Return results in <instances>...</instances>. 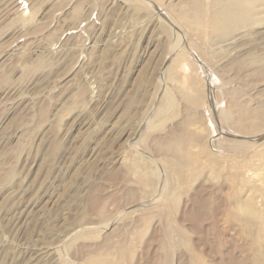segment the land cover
I'll return each instance as SVG.
<instances>
[{
    "label": "rangeland",
    "instance_id": "1",
    "mask_svg": "<svg viewBox=\"0 0 264 264\" xmlns=\"http://www.w3.org/2000/svg\"><path fill=\"white\" fill-rule=\"evenodd\" d=\"M213 1L0 0V264H264V0Z\"/></svg>",
    "mask_w": 264,
    "mask_h": 264
},
{
    "label": "bare ground",
    "instance_id": "2",
    "mask_svg": "<svg viewBox=\"0 0 264 264\" xmlns=\"http://www.w3.org/2000/svg\"><path fill=\"white\" fill-rule=\"evenodd\" d=\"M205 5V4H204ZM191 6H192V4H191ZM254 6L250 3V2H248V0H214L213 1V3L211 4V9H212V19H213V23H214V26H213V24H212V26L214 27V31L216 30V32H217V30H221L222 28H224L226 25H230V24H234V25H240L241 23L243 24V23H246V22H248L249 20L251 21V18L252 17H254V15H257L258 14V12H257V14H255V8H253ZM256 7V6H255ZM259 6H257L256 8H258ZM205 8H207V7H205ZM147 9V8H146ZM183 9H185V8H183ZM192 9H195V8H192ZM171 10V9H170ZM185 11H187V10H185ZM185 11H183V12H185ZM197 11V10H196ZM195 11V12H196ZM164 12V11H163ZM187 12H189V11H187ZM200 12V11H199ZM180 13V12H179ZM196 13H198V12H196ZM264 13V12H263ZM189 14V13H188ZM190 14H192V13H190ZM189 14V15H190ZM181 15V14H180ZM211 15V14H210ZM182 16V15H181ZM174 17V16H173ZM189 18V17H188ZM196 18V17H195ZM203 18V17H202ZM190 20H191V18H189ZM197 19V18H196ZM207 19V18H206ZM258 19H259V17H258ZM173 20H176V19H173ZM197 20H199V19H197ZM193 21V20H192ZM176 23V22H175ZM197 23V22H196ZM198 24V23H197ZM254 24V23H253ZM178 25V24H177ZM199 25H200V23H199ZM231 26L232 25H230V28H231ZM254 26V25H253ZM195 28V27H194ZM198 28H199V26H198ZM226 28V27H225ZM244 28V27H243ZM206 29V28H205ZM228 29V28H227ZM212 30V31H213ZM196 31V30H195ZM238 31V30H237ZM218 33V32H217ZM201 34V33H200ZM209 35V34H208ZM222 35V34H221ZM229 35V34H228ZM233 37V36H232ZM211 38V37H210ZM231 39V38H230ZM211 41V40H210ZM224 41H225V39H224ZM220 43V42H219ZM213 48V47H212ZM223 50V49H222ZM248 105V104H247ZM239 109V108H238ZM237 109V110H238ZM244 109V108H243ZM240 110V109H239ZM243 111V110H242ZM246 111V110H245ZM240 112V111H239ZM195 114V113H194ZM199 114V113H198ZM239 115V114H238ZM242 115V114H241ZM196 116V115H195ZM199 116V115H198ZM241 117V116H240ZM248 117V116H247ZM193 119V118H192ZM198 119V118H197ZM187 120V119H186ZM194 120H196V119H194ZM241 120H244V119H240V121ZM198 121V120H197ZM247 121V120H246ZM179 123V122H178ZM181 123V122H180ZM179 123V124H180ZM188 123H190V122H188ZM192 123V122H191ZM237 123H238V120H237ZM242 124H243V122H241ZM245 124H247L246 122H244ZM192 124H195L194 122L192 123ZM196 125H197V123H196ZM178 126V125H177ZM180 126H182V125H180ZM192 126V125H191ZM239 126H241V124H240V122H239ZM243 126V125H242ZM179 127V126H178ZM190 127V126H189ZM244 127V126H243ZM174 128H177V127H174ZM188 130H189V128H188V126L186 127ZM193 128V127H192ZM190 129V130H193V129ZM194 128L196 129L197 127H195L194 126ZM178 129V128H177ZM181 129H183V126L181 127ZM179 130V132H180V128L178 129ZM185 130V129H184ZM182 131L181 130V132H180V134H178V135H173V136H171L170 137V140H173V141H175L176 142V144H178V146L177 147H179L180 145H181V143L183 144V141L185 142V137L186 136H188V140L191 138L192 139V141L193 142H195V141H197L196 140V138H195V136L192 134V133H187L186 131ZM198 130V129H197ZM200 130V129H199ZM175 131V130H174ZM194 132H195V130H194ZM172 134V133H171ZM240 134V133H239ZM167 135V134H166ZM201 136V135H200ZM199 137V136H198ZM203 137V136H202ZM246 137V136H245ZM187 138V137H186ZM188 140L185 142V143H187L188 142ZM199 140V139H198ZM201 140V139H200ZM238 140V139H237ZM236 140V141H237ZM168 142H169V140H168ZM201 142V141H200ZM166 143H167V141H166ZM172 143V142H171ZM191 143V142H190ZM196 144H197V142H195ZM168 144H170V143H168ZM174 145H175V143H173ZM227 144V143H226ZM257 144V143H256ZM173 145V146H174ZM185 145V144H184ZM206 145V144H205ZM210 145V144H209ZM176 146V145H175ZM195 147L197 146V145H194ZM211 146V145H210ZM177 147H175V148H177ZM198 148V147H197ZM196 148V149H197ZM172 149H173V147H172ZM178 150L180 149V148H177ZM182 150H183V147H182V149H181V153H182ZM185 150V149H184ZM187 150H189V149H187ZM194 150H195V148H194ZM193 150V151H194ZM175 151V150H174ZM180 151V150H179ZM186 151V150H185ZM184 151V152H185ZM190 151V150H189ZM172 152H173V150H172ZM176 152V151H175ZM183 152V154H181V156H182V158H183V156H185L186 155V153H184ZM217 152V151H216ZM177 153V152H176ZM191 153V152H190ZM172 154V153H171ZM190 155V154H189ZM194 155V154H193ZM212 155V154H211ZM222 155V154H221ZM226 155V154H225ZM171 156V155H170ZM173 157H175V156H173ZM242 159H243V157H242ZM175 161V160H174ZM182 161H184V160H182ZM250 161V160H249ZM241 162H243V161H241ZM175 163H176V161H175ZM179 164V163H178ZM236 164V163H235ZM183 165H184V163H183ZM209 165V164H208ZM145 166V165H144ZM188 166V165H187ZM139 167V166H138ZM173 167V166H172ZM222 167V166H221ZM225 166H223V168H224ZM237 167V166H236ZM247 167V166H246ZM256 167V166H255ZM254 167V168H255ZM187 168V167H186ZM183 169V168H182ZM187 170V169H186ZM260 170V169H259ZM188 171V170H187ZM203 171V170H202ZM237 171V170H236ZM240 171V170H239ZM261 171V170H260ZM218 173V172H217ZM226 173V172H225ZM245 173V172H244ZM253 173H256V172H253ZM148 174V173H147ZM221 174V173H220ZM231 175V174H230ZM243 176V175H242ZM251 176H253L252 174H251ZM204 177V176H203ZM229 177V176H228ZM255 177H257V174H256V176ZM239 178V177H238ZM253 178V180L252 179H250L252 182H254V183H257V180H256V182L254 181V177H252ZM258 178V177H257ZM236 179V178H235ZM234 179V180H235ZM247 179V178H246ZM170 180V179H169ZM180 180V179H179ZM261 180V179H260ZM182 181H183V179H182ZM242 181V180H241ZM262 181V180H261ZM260 181V182H261ZM180 182V181H179ZM236 182V181H235ZM240 182V181H239ZM249 182V181H248ZM259 182V183H260ZM262 182H264V181H262ZM183 183V182H182ZM244 183H246V182H244ZM258 183V184H259ZM213 184V183H212ZM241 184V183H240ZM260 184H262V183H260ZM259 184V185H260ZM237 185H239V183L237 184ZM171 186H174V184L173 183H171ZM175 187H176V185H175ZM246 187V186H245ZM258 190H260L261 191V197H263L264 198V185L263 186H255ZM172 188V187H171ZM215 188H218V187H215ZM233 188V187H232ZM238 188V187H237ZM175 189V188H174ZM231 189V188H230ZM248 189V188H247ZM177 190V189H176ZM232 191V190H231ZM230 191V192H231ZM249 191H252V190H249ZM174 192H175V190H174ZM221 193V192H220ZM233 193V192H232ZM170 194V193H169ZM172 194V193H171ZM170 194V195H171ZM229 194V193H228ZM241 194V193H240ZM211 195V194H210ZM231 195V194H230ZM235 195V194H234ZM247 195V199L250 201V202H252V204L255 202V200L258 198L257 196L258 195H256V194H254V193H247L246 194ZM221 196V195H220ZM238 196V195H237ZM245 196V195H244ZM169 197V196H168ZM201 198V197H200ZM203 198V197H202ZM201 198V199H202ZM247 199H245L246 201H247ZM220 200V199H219ZM235 200V199H234ZM237 200V199H236ZM239 200V199H238ZM237 200V201H238ZM241 200V199H240ZM263 200V199H262ZM204 201V200H203ZM223 201H224V199H223ZM258 200H256V202H257ZM260 201V200H259ZM213 202V201H212ZM221 202V201H220ZM200 203V202H199ZM198 203V204H199ZM210 203V202H209ZM237 203V205H241V203H240V201H239V204H238V202H236ZM258 203V202H257ZM264 203V202H263ZM203 204V203H202ZM221 204H223V203H221ZM220 204V205H221ZM258 204H260V203H258ZM228 205H231V204H228ZM247 205H248V203H247ZM250 205V204H249ZM248 205V206H249ZM253 205H255V204H253ZM223 206V205H222ZM242 206V205H241ZM245 206V205H244ZM256 206V205H255ZM261 206H262V204H261ZM264 206V205H263ZM203 207V206H202ZM239 206H237V208H238ZM229 208V207H228ZM227 208V209H228ZM236 208V207H235ZM236 208V209H237ZM264 208V207H263ZM225 209V208H224ZM254 209V208H253ZM199 210V209H198ZM239 210V209H238ZM241 210V209H240ZM196 211H197V209H196ZM220 211V210H219ZM225 211H226V209H225ZM224 211V212H225ZM231 211V210H230ZM233 211V210H232ZM263 211V210H262ZM198 212V211H197ZM196 212V213H197ZM235 213H236V210L234 211ZM238 212V211H237ZM251 212L252 211H250L249 212V214L251 215ZM226 213V212H225ZM235 213H232L231 214V216L232 215H234ZM212 214V213H211ZM238 214V213H237ZM236 214V215H237ZM248 214V215H249ZM217 215V214H216ZM249 215V216H250ZM262 215H264V214H262ZM224 216V215H223ZM252 216V215H251ZM221 217V216H220ZM194 218V217H193ZM226 218V217H225ZM233 218V217H232ZM251 218V217H250ZM252 218H254L255 219V217H253L252 216ZM229 219H231V218H229ZM258 219V218H257ZM256 219V220H257ZM261 219V218H260ZM219 221V220H218ZM247 221H248V219H247ZM259 221V220H258ZM257 221V222H258ZM220 222H221V220H220ZM256 221H254L253 223H252V225H253V227H251V228H253L249 233H251V234H253L252 236H254V238H255V235L256 236H258L257 234H256V229H255V224L257 223ZM260 222H263V221H260ZM214 223V222H213ZM226 223V222H225ZM229 223V222H228ZM237 223H238V220H237ZM243 223H244V221H243ZM247 222H245V224H246ZM216 224V223H215ZM232 224V223H231ZM248 224V223H247ZM258 224V223H257ZM260 224V223H259ZM262 224H260V226H261ZM220 226V225H219ZM231 226H233V225H231ZM257 227H258V225H256ZM197 227V226H196ZM250 227V226H249ZM194 228V227H193ZM89 229V228H88ZM213 229V228H212ZM234 229V228H233ZM258 229H260L259 227H258ZM238 230V229H237ZM195 231H196V229H195ZM223 231H225V230H223ZM241 231V230H240ZM261 232V233H260ZM237 233V232H236ZM259 235L261 236V234H262V236H263V238L262 239H264V227H261V231H259ZM243 234V233H242ZM238 235V234H237ZM248 235V234H247ZM241 236V235H240ZM261 236V237H262ZM247 237V236H246ZM249 237V236H248ZM259 237V236H258ZM241 238H243V237H241ZM251 238V237H250ZM245 239V238H244ZM185 242V241H184ZM261 242V241H260ZM264 242V241H263ZM259 243V242H258ZM209 244V243H208ZM210 245V244H209ZM254 246L256 245L255 243L253 244ZM167 246V245H166ZM184 246V245H183ZM252 246V245H251ZM251 246H249V247H251ZM190 248V247H189ZM200 248V247H199ZM209 248H211V247H209ZM259 247H258V245H256V247H255V249H258ZM261 248V250H262V246L260 247ZM191 250V249H190ZM206 250V249H205ZM209 250V249H208ZM207 250V251H208ZM259 250V249H258ZM45 253V252H44ZM49 253V252H48ZM52 253V252H51ZM264 253V252H263ZM167 254V253H166ZM260 254V253H259ZM110 255V254H109ZM101 259V258H100ZM260 259V258H259ZM100 262H102L101 260H99V259H93L91 262H90V264H100ZM102 264H105V263H102ZM258 264H260V262L258 263ZM263 264V263H262Z\"/></svg>",
    "mask_w": 264,
    "mask_h": 264
}]
</instances>
